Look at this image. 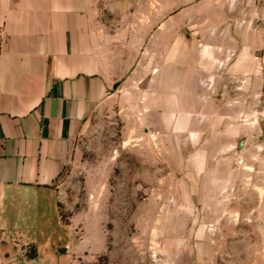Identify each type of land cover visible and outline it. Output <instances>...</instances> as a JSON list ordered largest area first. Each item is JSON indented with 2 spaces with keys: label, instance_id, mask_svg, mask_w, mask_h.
<instances>
[{
  "label": "rangeland",
  "instance_id": "374dc122",
  "mask_svg": "<svg viewBox=\"0 0 264 264\" xmlns=\"http://www.w3.org/2000/svg\"><path fill=\"white\" fill-rule=\"evenodd\" d=\"M97 23L128 76L0 264H264V0H100Z\"/></svg>",
  "mask_w": 264,
  "mask_h": 264
},
{
  "label": "crops",
  "instance_id": "0c3cea01",
  "mask_svg": "<svg viewBox=\"0 0 264 264\" xmlns=\"http://www.w3.org/2000/svg\"><path fill=\"white\" fill-rule=\"evenodd\" d=\"M99 1L0 0V225L22 193L46 196L79 128L128 76Z\"/></svg>",
  "mask_w": 264,
  "mask_h": 264
}]
</instances>
